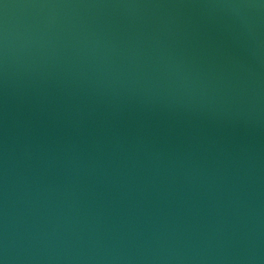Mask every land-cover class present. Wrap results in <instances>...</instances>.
I'll return each mask as SVG.
<instances>
[{
  "label": "water",
  "instance_id": "obj_1",
  "mask_svg": "<svg viewBox=\"0 0 264 264\" xmlns=\"http://www.w3.org/2000/svg\"><path fill=\"white\" fill-rule=\"evenodd\" d=\"M0 264H264V0H0Z\"/></svg>",
  "mask_w": 264,
  "mask_h": 264
}]
</instances>
